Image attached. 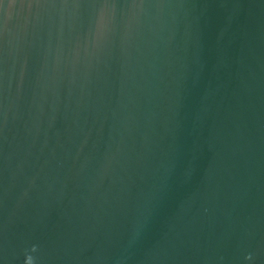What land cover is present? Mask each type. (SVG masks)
Here are the masks:
<instances>
[{
    "label": "water",
    "instance_id": "obj_1",
    "mask_svg": "<svg viewBox=\"0 0 264 264\" xmlns=\"http://www.w3.org/2000/svg\"><path fill=\"white\" fill-rule=\"evenodd\" d=\"M0 264H264V0H0Z\"/></svg>",
    "mask_w": 264,
    "mask_h": 264
}]
</instances>
